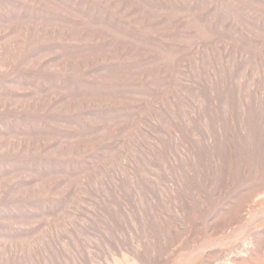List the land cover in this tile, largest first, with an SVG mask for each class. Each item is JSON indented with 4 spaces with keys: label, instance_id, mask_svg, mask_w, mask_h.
Listing matches in <instances>:
<instances>
[{
    "label": "rangeland",
    "instance_id": "1",
    "mask_svg": "<svg viewBox=\"0 0 264 264\" xmlns=\"http://www.w3.org/2000/svg\"><path fill=\"white\" fill-rule=\"evenodd\" d=\"M0 264H264V0H0Z\"/></svg>",
    "mask_w": 264,
    "mask_h": 264
}]
</instances>
